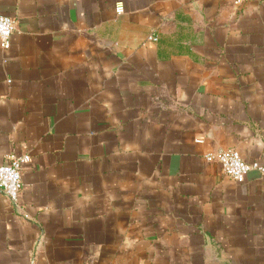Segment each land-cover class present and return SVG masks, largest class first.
I'll use <instances>...</instances> for the list:
<instances>
[{"label": "crops", "instance_id": "1", "mask_svg": "<svg viewBox=\"0 0 264 264\" xmlns=\"http://www.w3.org/2000/svg\"><path fill=\"white\" fill-rule=\"evenodd\" d=\"M0 12V163L29 156L16 202L0 192V264H264V173L205 159L264 165V0Z\"/></svg>", "mask_w": 264, "mask_h": 264}, {"label": "built area", "instance_id": "2", "mask_svg": "<svg viewBox=\"0 0 264 264\" xmlns=\"http://www.w3.org/2000/svg\"><path fill=\"white\" fill-rule=\"evenodd\" d=\"M252 0H231L235 6H242ZM124 10L121 2L116 4V13ZM15 21L8 15L0 12V47L4 50L10 46V37L14 30ZM150 39L155 40V37ZM208 162H217L223 173L235 182L242 183L251 170H258L264 173V165L257 162H246L236 149H219L208 152L205 155ZM29 161L28 155L10 156L4 163H0V192L10 201L16 202L22 189V169Z\"/></svg>", "mask_w": 264, "mask_h": 264}]
</instances>
